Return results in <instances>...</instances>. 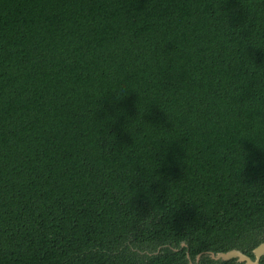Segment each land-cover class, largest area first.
I'll return each instance as SVG.
<instances>
[{
	"label": "trees",
	"instance_id": "1",
	"mask_svg": "<svg viewBox=\"0 0 264 264\" xmlns=\"http://www.w3.org/2000/svg\"><path fill=\"white\" fill-rule=\"evenodd\" d=\"M258 236L264 0H0V264H242L194 257Z\"/></svg>",
	"mask_w": 264,
	"mask_h": 264
},
{
	"label": "water",
	"instance_id": "2",
	"mask_svg": "<svg viewBox=\"0 0 264 264\" xmlns=\"http://www.w3.org/2000/svg\"><path fill=\"white\" fill-rule=\"evenodd\" d=\"M180 246H185L184 243H181ZM173 250V249H172ZM251 255L243 253L242 251L238 249H230L224 252H201L195 255L194 260L195 263H197L202 256H206L211 260L214 261H229V260H235L237 263L242 264H258L260 258L264 255V247H260L258 249L253 248L251 250ZM186 258L188 259L189 256L186 253ZM191 264V263H189Z\"/></svg>",
	"mask_w": 264,
	"mask_h": 264
},
{
	"label": "clouds",
	"instance_id": "3",
	"mask_svg": "<svg viewBox=\"0 0 264 264\" xmlns=\"http://www.w3.org/2000/svg\"><path fill=\"white\" fill-rule=\"evenodd\" d=\"M260 247H264V237H260V236H258V237L256 238V243H255V245H254V248H255V249H258V248H260ZM261 259L264 260V257H261Z\"/></svg>",
	"mask_w": 264,
	"mask_h": 264
}]
</instances>
